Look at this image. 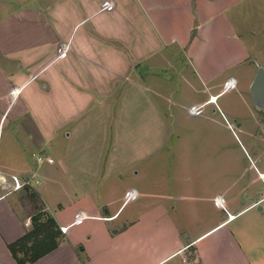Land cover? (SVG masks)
Segmentation results:
<instances>
[{"label":"crops","instance_id":"crops-1","mask_svg":"<svg viewBox=\"0 0 264 264\" xmlns=\"http://www.w3.org/2000/svg\"><path fill=\"white\" fill-rule=\"evenodd\" d=\"M254 1L0 0L17 6L0 16V264L43 213L60 237L32 264H264V171L236 177L177 122L214 114L237 69L252 82Z\"/></svg>","mask_w":264,"mask_h":264},{"label":"rangeland","instance_id":"rangeland-1","mask_svg":"<svg viewBox=\"0 0 264 264\" xmlns=\"http://www.w3.org/2000/svg\"><path fill=\"white\" fill-rule=\"evenodd\" d=\"M249 2L248 7H252L253 11L255 8L257 9L254 0H249ZM15 7L17 6L4 7V5H0V16L6 14L10 8L14 9ZM40 9L46 11L45 7ZM251 17L254 18L255 14L253 13ZM261 42L264 43V35L262 39L255 40L257 45H251L249 48L251 53L256 54L252 58V64H258L264 69V46L261 45ZM252 70V65L237 69L235 73L237 87L228 91H224L225 85H222L224 83L222 80L220 87L213 91V94L224 91L218 98L217 108L219 110L213 107L215 112L211 114L209 112L212 107L209 106L202 109L195 118L179 117L177 122L180 128H194L195 131L185 134L182 141L176 136L170 135L168 142L175 144L181 141L180 143L199 144L202 147L204 157L211 154L212 157L224 158V154H227L237 167L235 168V176L245 180L248 176H254L255 173L251 168L253 165L259 166L260 171L263 172L264 111L256 110L250 98L249 87ZM170 92L172 96H175V89L172 84ZM172 109L174 108L172 107ZM166 122L169 127L176 126L172 117H167ZM3 147L4 144L2 143L0 162L3 160ZM143 184L145 185L144 181L139 180L136 186L139 187ZM14 187L15 185L11 186V191L14 190ZM260 191L262 192V189ZM127 210L128 208L125 212Z\"/></svg>","mask_w":264,"mask_h":264},{"label":"trees","instance_id":"trees-1","mask_svg":"<svg viewBox=\"0 0 264 264\" xmlns=\"http://www.w3.org/2000/svg\"><path fill=\"white\" fill-rule=\"evenodd\" d=\"M31 223L32 230L8 246L16 264H32L54 250L58 245L60 234L55 222L49 215L37 214L31 218Z\"/></svg>","mask_w":264,"mask_h":264},{"label":"water","instance_id":"water-1","mask_svg":"<svg viewBox=\"0 0 264 264\" xmlns=\"http://www.w3.org/2000/svg\"><path fill=\"white\" fill-rule=\"evenodd\" d=\"M256 72L249 87V94L253 106L258 111H264V69L254 64Z\"/></svg>","mask_w":264,"mask_h":264},{"label":"built area","instance_id":"built-area-1","mask_svg":"<svg viewBox=\"0 0 264 264\" xmlns=\"http://www.w3.org/2000/svg\"><path fill=\"white\" fill-rule=\"evenodd\" d=\"M44 160H46L47 161V163H51L52 162V160L51 159H45V158H43L42 156H37V158H36V162L37 163H41V162H43ZM15 187H14V191H16V190H19V189H21V188H23V187H25V186H29V181L27 180H23V181H21V182H16L15 184Z\"/></svg>","mask_w":264,"mask_h":264}]
</instances>
